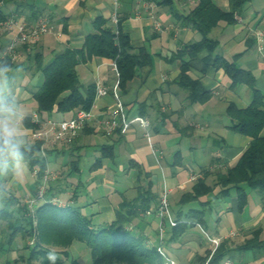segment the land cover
Returning <instances> with one entry per match:
<instances>
[{
	"label": "crops",
	"instance_id": "1",
	"mask_svg": "<svg viewBox=\"0 0 264 264\" xmlns=\"http://www.w3.org/2000/svg\"><path fill=\"white\" fill-rule=\"evenodd\" d=\"M163 1L120 0L119 10L120 29L129 36L133 53L145 50L150 55L146 65L136 68V75L126 88H120L126 114L130 118H147L150 137L139 124H134L124 136H107L101 120L115 109V99L111 94L95 99L92 110L96 117L78 137L70 144L58 143L47 149L48 187L44 198L32 209L46 200L57 199L58 207L77 208L95 225L120 221L141 235L146 246L161 247L175 264H183L182 256L184 264H194L198 256L205 255L204 231L222 241L238 239L242 243L260 231L264 242V198L257 190L244 186L247 203L240 209L237 190L233 188L222 195V188L217 185L218 173L234 167L252 141L250 136L232 128L227 108L231 103L238 108L248 107L253 91L247 84L232 86L225 71L212 64L210 52L203 50L191 61L188 74L212 96L203 103L191 102L188 89L179 81L183 60L175 55L185 45L202 39L201 33L183 19L197 3L191 6L189 0H174L173 4ZM216 4L224 12L231 10L229 0H216ZM113 11V0L0 1V19L4 17L0 21V69L4 70L0 73V86L19 107L17 127L23 144L34 143L27 123L39 112L33 94L44 82L43 70L68 49H82L87 36L99 32L96 20H104L103 28L116 31L111 19ZM44 16L53 24L54 32L44 35L36 45L16 43L17 59L6 57L18 24L26 23L31 28ZM11 17L17 24L8 28L5 23ZM257 29L264 30V0L245 4L235 23L220 21L209 37L219 42L217 54L253 74L255 87L264 95V57L258 51L254 34ZM9 60L11 65L4 67ZM112 62L94 56L76 66L84 94L91 85L102 83L112 88L120 81ZM76 112L38 114L43 119L66 120ZM106 146L112 147L113 158L101 159ZM204 171H208L205 176ZM201 177L213 191L182 203L184 195L194 191ZM43 178L39 166L31 167L23 157L18 169L0 175V207L14 199L15 204L10 207L16 218L24 221L19 204L30 207L28 198L37 196ZM149 186V208L128 218L124 203L135 200L140 189ZM164 190L168 191L173 218L184 225V232L175 237L173 229L178 224H167L163 237L160 235L157 211ZM192 210L203 211V225L191 216ZM27 250L31 253L30 248ZM236 253L241 254L233 249L230 258L237 264L264 261V251L244 252L249 256L243 257V263L236 261Z\"/></svg>",
	"mask_w": 264,
	"mask_h": 264
},
{
	"label": "trees",
	"instance_id": "2",
	"mask_svg": "<svg viewBox=\"0 0 264 264\" xmlns=\"http://www.w3.org/2000/svg\"><path fill=\"white\" fill-rule=\"evenodd\" d=\"M3 1V0H0ZM254 0H229L231 10L222 11L216 4V0H197V5L183 19L192 25L195 30L201 33L202 39L184 46L175 56L181 58L182 70L179 81L189 91L191 102H206L212 92L203 88L199 80L192 79L188 74L191 68V61L196 59L203 50L210 52L212 64L223 69L232 81V86L247 84L252 88L253 100L246 108H238L231 103L227 108V114L233 120L232 128L237 132L250 136L252 141L244 151L236 165L226 172H219L217 185L222 190L220 194H228L235 188L239 197V208H243L247 203V192L245 187L257 190L264 198V95L255 87V77L249 70L238 67L234 61L227 60L216 51L219 42L209 37L210 32L217 27L220 21L229 24L235 23L245 4ZM164 3L173 4L174 0H164ZM1 16V15H0ZM1 20H4V17ZM104 20L95 21L98 33L90 34L86 38L82 49H68L59 55L44 70V82L42 86L33 94L37 104L38 113H51L53 111L61 113L76 112L78 110H91L96 96V85L88 87L87 94L81 90V84L76 72V66L87 58L94 56L111 59L117 63L120 73V88H126L129 81L136 75V68L146 65L150 60V55L145 51L134 54L130 43V38L123 33L118 26V32L113 29L103 28ZM188 58L186 60L185 58ZM210 60L206 62L209 66ZM10 60L4 67L10 66ZM28 119V126L36 129L38 126ZM41 144H23L21 151L24 159L31 167L39 166V173L44 177L47 171V160L40 154ZM102 158H113L111 146L102 149ZM208 171H204L205 176ZM151 186V185H150ZM149 188H142L138 197L133 201H126L123 205L127 210V217L138 215L139 210L146 211L150 206L152 193ZM245 186V187H244ZM213 188L205 184V177H201L192 193H187L182 199L186 204L198 200L200 196L207 195ZM15 204L14 199H10L6 206L0 207V220L5 219L9 223L12 233L9 242L12 244L14 237L18 233L24 236H32L36 227L39 237L36 244L28 248L31 249L30 260L40 256L56 261L58 259L53 247H71L75 242L84 243L90 250V264H165L166 259L156 247L145 245V239L126 228L120 221L110 224L95 225L92 218L82 215L77 208H60L52 200H46L34 209L28 208L25 204H19L20 218H16L11 205ZM192 217L196 218L201 225L204 224L203 211H189ZM35 227V228H36ZM174 237L178 233L184 232V225L178 220V226L173 229ZM180 231V232H178ZM233 249L241 254L252 251L255 253L264 251V242L260 239V231L255 235L232 248L228 241H223L215 253L210 257V252L204 256H198L194 264H205L208 260L210 264H220L232 255ZM69 252L63 251V254ZM232 259V257H231ZM73 264H79L73 259Z\"/></svg>",
	"mask_w": 264,
	"mask_h": 264
},
{
	"label": "built area",
	"instance_id": "3",
	"mask_svg": "<svg viewBox=\"0 0 264 264\" xmlns=\"http://www.w3.org/2000/svg\"><path fill=\"white\" fill-rule=\"evenodd\" d=\"M191 5H196L197 0H189ZM114 11L112 14V22L116 26V32H118V26L120 23V0H113ZM17 24V20L14 17L8 19L5 23L6 27L11 28ZM54 31V26L51 24L47 17H41L37 24L31 28L28 27L26 23L18 24V32L12 43H10L5 51V55L11 58L12 60L17 59L18 55L16 53V43L34 45L40 42L41 38ZM258 51L264 57V31L258 30L255 34ZM112 67L116 72V75L119 77V70L117 63L112 62ZM120 81L118 80L112 88L106 87L102 83L96 84V96L95 99L105 97L107 95H112L115 99V109L109 112L102 120L101 127L104 133L109 136H124L128 133L131 127L134 124H139L146 130L147 137H150L148 126L149 120L143 116H137L130 118L125 111V104L121 96L120 91ZM95 114L93 110H78L76 114L66 120H53V119H43L38 113H34L32 120L33 123L37 124V128L32 130L31 138L34 142H39L41 144L40 154L43 157L47 156V149L55 146L58 143H72L78 135L95 119ZM50 176L49 171L44 175V181L41 185L38 193L37 200L43 199L46 192V182ZM36 201V199H35ZM35 204V203H34ZM159 220H160V235L163 237L165 227L167 223L171 226L178 224L171 213L169 200H168V191L164 190V193L161 198L160 205L157 211ZM206 231H204L205 233ZM209 241L214 244L213 253L217 250L220 244V238L210 237L207 233ZM158 252L165 257L166 264H175V262L170 259L162 250L161 247H158ZM207 264H210L209 261ZM220 264H237L233 259L227 258L222 261Z\"/></svg>",
	"mask_w": 264,
	"mask_h": 264
},
{
	"label": "rangeland",
	"instance_id": "4",
	"mask_svg": "<svg viewBox=\"0 0 264 264\" xmlns=\"http://www.w3.org/2000/svg\"><path fill=\"white\" fill-rule=\"evenodd\" d=\"M188 2L190 5L192 4L191 1H188ZM194 7L195 6H192V8H194ZM258 30L264 31L263 29H257V30H255L254 34H256V32ZM48 34H50V33H48ZM25 45H28V44H25ZM34 45H36V44H34ZM6 57H8V56H6ZM32 130H34V129H32ZM32 130H31V132H32ZM30 135H31V133H30ZM47 172H48V170H47ZM196 178L197 177H194L193 179H196ZM48 182H49V178H48V181L46 183L48 184ZM47 184H46V191H47V187H48ZM37 193H38V191H37ZM35 199H36V201H35ZM39 201H41V200L40 199L37 200V196L28 198V205L30 206L29 208L32 210L34 203L37 205V202H39ZM53 202L55 204H60V202H58L57 199H54ZM36 223H37V221H36ZM167 224L170 225L169 223H167ZM36 226L37 225H35V227ZM35 227H34L33 234L31 237L30 236H24L22 233H18L16 236H12V237H14V240H13L12 244H10L8 242H9V237H10V234L12 233V230L9 227V223L5 219H2L0 221V264H25V263H29L28 259L30 256L29 255L30 251L27 250V247L28 246L33 247L36 244V240H37L36 238L39 237L37 227L36 228ZM210 227H211V225H209V228ZM205 233H207L210 237H215V236L210 235L208 232H205ZM202 237L204 239H206L205 250L203 253L205 254L206 252H210V257H211L213 254L212 250L214 249V244L209 241V238H208V236H206V234H205V236H202ZM222 242L223 241L220 238V244ZM228 242L231 246H237L239 244H242V242H240L238 239H234L232 241L230 240ZM53 250L57 251V253H55V254L57 255L58 259H54V260H57V262L56 261L54 262L50 259H47L45 257L40 256L38 258H34L33 260H30L31 264H73V259H76L79 264H90L91 263L90 250L84 243L76 242L69 248L53 247ZM63 251L69 252V255L67 256L65 253L63 254ZM236 256H237L236 261L243 263V262H245L243 257L249 256V253H246V254L236 253ZM208 260L205 262V264L208 263ZM246 262H247V260H246ZM182 263L184 264V256H182ZM258 264H264V261L259 262Z\"/></svg>",
	"mask_w": 264,
	"mask_h": 264
},
{
	"label": "clouds",
	"instance_id": "5",
	"mask_svg": "<svg viewBox=\"0 0 264 264\" xmlns=\"http://www.w3.org/2000/svg\"><path fill=\"white\" fill-rule=\"evenodd\" d=\"M3 71L0 69V73ZM19 115L18 105L0 86V175L18 169L23 161V139L17 127Z\"/></svg>",
	"mask_w": 264,
	"mask_h": 264
}]
</instances>
